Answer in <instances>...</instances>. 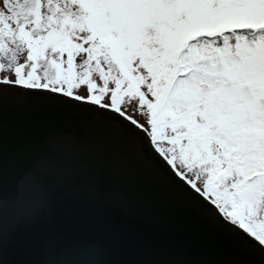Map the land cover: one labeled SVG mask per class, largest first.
Segmentation results:
<instances>
[{
    "label": "snow or ice",
    "instance_id": "obj_1",
    "mask_svg": "<svg viewBox=\"0 0 264 264\" xmlns=\"http://www.w3.org/2000/svg\"><path fill=\"white\" fill-rule=\"evenodd\" d=\"M34 98L107 113L264 264V0H0V187L4 106ZM71 142L29 176L78 179Z\"/></svg>",
    "mask_w": 264,
    "mask_h": 264
},
{
    "label": "water",
    "instance_id": "obj_2",
    "mask_svg": "<svg viewBox=\"0 0 264 264\" xmlns=\"http://www.w3.org/2000/svg\"><path fill=\"white\" fill-rule=\"evenodd\" d=\"M71 138L78 179L30 177L52 137ZM0 247L6 264H257L226 225L94 116L34 98L2 116Z\"/></svg>",
    "mask_w": 264,
    "mask_h": 264
}]
</instances>
